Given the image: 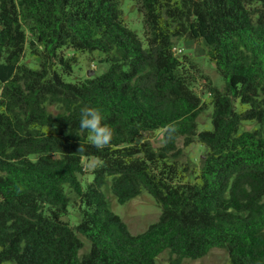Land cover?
Listing matches in <instances>:
<instances>
[{
  "label": "trees",
  "instance_id": "obj_1",
  "mask_svg": "<svg viewBox=\"0 0 264 264\" xmlns=\"http://www.w3.org/2000/svg\"><path fill=\"white\" fill-rule=\"evenodd\" d=\"M134 2L143 40L120 0H0V264H155L165 250L182 264L214 248L264 264V0ZM178 41L202 42L224 81L200 77L210 130L198 132L207 105ZM71 52L103 53L109 68L68 83ZM84 106L113 131L103 149L79 127ZM159 131L161 146L138 142ZM196 141L205 153L189 179L179 159ZM108 182L119 204L146 191L158 221L130 234ZM70 206L76 226L63 220Z\"/></svg>",
  "mask_w": 264,
  "mask_h": 264
},
{
  "label": "rangeland",
  "instance_id": "obj_2",
  "mask_svg": "<svg viewBox=\"0 0 264 264\" xmlns=\"http://www.w3.org/2000/svg\"><path fill=\"white\" fill-rule=\"evenodd\" d=\"M120 7L123 14V21L127 27L135 32L137 36L143 40V27L142 16L137 11L134 0H120ZM176 55L182 59L185 58L188 62H193L199 73L196 74L197 82L194 90L199 95L201 100L207 105L206 110L203 111L197 120L198 132L211 129V108L208 106V95L203 92L204 81L200 79L201 76L207 77L211 80L213 85L219 89H223L224 81L217 74L213 65L209 62L206 56V46L202 42H188L178 41L175 45ZM69 56L74 55L76 58V64L73 66V72L70 76L65 77V81L68 83H74L76 81H83L88 78L100 76L104 74L109 64L102 61L105 55L100 52L92 53H80L71 52ZM93 72L92 76H88V73ZM244 129L250 130L255 128L254 124L247 123L243 125ZM162 132H154L150 134H144L138 141H150L155 147L162 145ZM181 147V143H178ZM204 147L196 141L189 148L184 149L183 156L179 159L181 168H188L187 178L192 179L195 174L200 170L202 166V160L204 157ZM94 161L89 160L85 164V179L83 184L91 182L93 177L91 174V167ZM103 193L106 198L107 205L112 213L117 215L121 221L126 225L128 231L132 235H138L145 232L151 225L155 224L160 216V208L157 206L153 198L143 191L136 198L126 202L125 204H119L116 198L112 195L110 190V183L108 182L103 187ZM264 200V199H263ZM70 226H76L79 223V217L73 206L68 208L67 215L63 218ZM83 242V249L80 251L79 256L87 253L89 250V242L83 237H80ZM170 252L165 250L155 260V264H169ZM4 264H14L7 262ZM182 264H229L227 253L218 248H214L209 253L198 260H183Z\"/></svg>",
  "mask_w": 264,
  "mask_h": 264
},
{
  "label": "clouds",
  "instance_id": "obj_3",
  "mask_svg": "<svg viewBox=\"0 0 264 264\" xmlns=\"http://www.w3.org/2000/svg\"><path fill=\"white\" fill-rule=\"evenodd\" d=\"M104 117L98 108L84 106L81 108L79 127L90 133L89 142L98 150L110 145L113 131L103 123Z\"/></svg>",
  "mask_w": 264,
  "mask_h": 264
},
{
  "label": "water",
  "instance_id": "obj_4",
  "mask_svg": "<svg viewBox=\"0 0 264 264\" xmlns=\"http://www.w3.org/2000/svg\"><path fill=\"white\" fill-rule=\"evenodd\" d=\"M93 75V72H91V73H88V76H92Z\"/></svg>",
  "mask_w": 264,
  "mask_h": 264
}]
</instances>
